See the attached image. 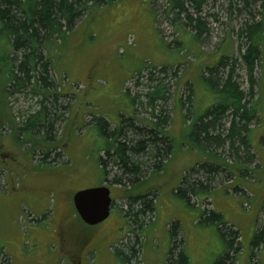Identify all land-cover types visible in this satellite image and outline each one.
<instances>
[{
	"label": "rangeland",
	"instance_id": "374dc122",
	"mask_svg": "<svg viewBox=\"0 0 264 264\" xmlns=\"http://www.w3.org/2000/svg\"><path fill=\"white\" fill-rule=\"evenodd\" d=\"M128 1L87 10L76 28L65 34L64 42L53 43V95L63 99V104H57L60 109L66 106L53 130L37 127L46 124L45 112L24 127L43 106H49L42 101L43 95L33 94L32 85L9 98L0 94V264L5 259L8 264H170L175 223L182 242L178 253L185 264H220L230 251L222 227L238 234V250L222 264H264V245H253L264 222V31L254 37L262 50L255 73L257 95L251 101L257 118L249 131L255 161L248 165V174L236 171L234 178L216 179L211 188L214 194L232 187L235 180L243 181L256 197L233 193L223 200L216 198V203L196 197L189 205L175 194L183 176L195 165H244L247 170V164L236 160L229 147L205 150L192 139V133L196 121L222 102V94L204 79L206 70L227 57L240 59L238 46L244 49L247 44L239 42L238 33L246 21L264 28L263 2L253 4L252 16L237 3L242 12L235 10L229 16L228 0L212 1L203 14L210 32L201 41L184 21L174 27V16L165 13L166 0H142V8L120 5ZM159 31L166 49L159 42ZM5 43L0 39V56ZM48 46L43 50L45 56H49ZM3 63L0 59V84L8 69ZM156 63L172 69L161 75V68L154 69ZM241 74L242 88L247 90ZM158 80L170 86L169 122L162 130L173 142L172 155L161 171L149 167L139 182L115 185L113 175L107 177L101 168L100 157L114 149L118 136L106 135L95 120L106 119L112 130L120 126L122 117L137 118V125L153 127L156 121L143 95ZM188 87L192 89L190 108H183L181 99ZM135 97L139 99L136 104ZM49 152L50 159L55 152L61 154L56 163L41 159ZM108 168L117 172L111 164ZM258 181L262 187L255 191ZM98 186L111 189L114 203L108 219L90 226L77 213L73 199L77 192ZM237 187L243 189L238 184L233 190ZM153 193L155 213L138 233L139 255L129 262L121 248L130 245L136 233L124 211L130 198ZM214 209L222 215L220 226L202 222L204 210ZM174 260L172 264H183L182 259Z\"/></svg>",
	"mask_w": 264,
	"mask_h": 264
},
{
	"label": "trees",
	"instance_id": "16d2710c",
	"mask_svg": "<svg viewBox=\"0 0 264 264\" xmlns=\"http://www.w3.org/2000/svg\"><path fill=\"white\" fill-rule=\"evenodd\" d=\"M122 1L124 0H0V39L6 41L4 48L2 47L3 54H1L0 59L4 62V65L8 66L5 73V82L0 84V94L3 97L7 94L9 98L13 93H18L27 86L32 85L31 91L33 94L39 92L43 95L42 101H47L46 103L49 104V106H43L38 113L32 116L24 127L28 126L32 118L45 112L46 124L37 127L44 130H53L54 126L60 121L59 119L64 116L63 112L66 110V106L60 109L57 105L58 102L63 104L64 101L54 96L52 90L54 84L50 74V52L53 43L64 42L67 36L65 34L76 28L87 10L94 7H108ZM140 1L142 2V0ZM212 1L215 3L217 0H166L168 6L165 13L167 17L170 14L174 16L171 22L175 28L180 25L179 23L182 20L185 22V26L195 31V37L202 41L210 32L203 14L205 8ZM258 1L263 2L262 7L264 8V0H228L229 7L227 11L230 13L229 16L235 10L238 13L242 12L237 3L243 4V9L251 15L253 4ZM261 30L264 31V28L260 24L253 25L251 22L246 21L238 33L239 42L242 44L246 42L247 44L244 49L238 46L240 59L235 57L229 59L227 57L222 59L216 68L206 70L204 79L211 82L212 87L222 94V102L213 106L196 121L192 133V139L204 147L205 150L210 148L226 150L229 147V153L236 160H243L247 164V170L246 172L243 170L244 165L241 168H229V166L222 163L216 166H210L209 164L195 165L189 173L187 172L183 176L181 186L175 192L179 198L189 205H193L192 201L196 197L211 193V188L216 179L217 181L223 180V176L225 179H232L236 176V171L242 176L248 174V165H252L255 161V155L251 152L249 131L250 125L257 118L256 110L251 101L257 95L258 82L255 73L262 56L261 42L255 43L254 37L257 31L261 32ZM159 34L164 42V37L160 31ZM48 45H50L49 56H45L43 50H48ZM19 55H21V58H18ZM171 69L162 67L159 73L165 76L169 74ZM241 73H244L247 80V90L242 88L245 81ZM164 80H158L159 84L149 88L146 94L143 95L147 99L150 115L156 121L153 127L137 125L139 122L137 118L126 119L122 117L120 126L112 130L106 119L99 118L95 120L102 126V130L105 131L106 135L118 136L114 149L112 151L108 149L100 157L101 168L107 177L113 175L112 182L115 185L126 183L132 185L139 182L144 175V170L149 167L161 171L165 161L172 155L173 142L165 136V132L162 130L169 122L167 106L170 104L171 99L170 86ZM191 99L192 89L188 87L186 95L181 99L183 108L187 106L190 108ZM133 101L136 104L139 101L138 97L133 98ZM159 103L161 104L159 105ZM158 109L159 114H156ZM59 113L60 116H58ZM23 130L21 129V131ZM54 157V159H50L51 153L49 152L44 154L41 159L44 163L48 160L56 163L61 154L55 152ZM109 164L117 172L113 168L110 170L108 168ZM234 190L235 192L240 191L239 188ZM154 194L130 198L128 208L124 211L126 219L130 221L133 231L136 233L135 240L130 245L121 248L122 256H125L129 262H133L139 255L138 233L149 222L152 214L155 213ZM221 221V214L204 210L202 219L204 224L216 223L220 226ZM221 230L224 240L230 244V251L225 258L227 260L238 250L236 243L238 234L231 229L228 232L223 227ZM178 234L179 225L175 223L171 226L174 244L169 260L170 264L175 262V257L182 259L183 264L186 262L182 254L178 253L182 243L179 241ZM253 245L254 247L264 245V222L254 238ZM223 261H220V264ZM1 264H8V260H3Z\"/></svg>",
	"mask_w": 264,
	"mask_h": 264
},
{
	"label": "water",
	"instance_id": "95a60500",
	"mask_svg": "<svg viewBox=\"0 0 264 264\" xmlns=\"http://www.w3.org/2000/svg\"><path fill=\"white\" fill-rule=\"evenodd\" d=\"M73 202L82 220L94 226L109 218L113 201L110 188L101 186L77 192Z\"/></svg>",
	"mask_w": 264,
	"mask_h": 264
},
{
	"label": "crops",
	"instance_id": "0c3cea01",
	"mask_svg": "<svg viewBox=\"0 0 264 264\" xmlns=\"http://www.w3.org/2000/svg\"><path fill=\"white\" fill-rule=\"evenodd\" d=\"M123 4H130V5H138V7L139 8H142V2L140 1V0H138V1H136V0H130V1H128V2H123V3H121L120 5L122 6ZM154 29H155V26H154ZM158 36H159V42L161 43V44H163L164 45V47H165V49H166V46H165V43L162 41V39H161V37H160V35L158 34ZM125 41V40H124ZM157 64V67H162V65H159V63H156ZM262 178V177H261ZM243 181H240V182H238V181H234L233 183H232V187H225L224 188V190L223 191H219V192H216V190H215V193L213 194V191H211L212 193H209V194H207L206 196H201L200 198H201V200H210V201H213V202H215L216 203V201H217V199L216 198H219V199H221V200H223L225 197H227V196H231L233 193H236V194H238L239 195V193L241 192V194L242 195H245V196H247V197H249L248 196V193H250V191L249 190H251V189H249V187L248 186H246L245 185V183H242ZM238 184H242V186H243V189L241 190L240 189V191L239 192H235V190H233V187H235V186H237ZM259 185H261L260 186V189H261V187H262V182H259L258 181V185L256 186V188H255V191H257L258 190V188H259ZM238 188V187H237ZM248 188V189H247ZM252 191V190H251ZM256 195L257 194H255V193H250V196L252 197V198H255L256 197ZM209 197V198H206V197Z\"/></svg>",
	"mask_w": 264,
	"mask_h": 264
},
{
	"label": "flooded vegetation",
	"instance_id": "af4514ba",
	"mask_svg": "<svg viewBox=\"0 0 264 264\" xmlns=\"http://www.w3.org/2000/svg\"><path fill=\"white\" fill-rule=\"evenodd\" d=\"M73 224H71V226H72ZM70 228V227H69ZM75 229V228H74ZM71 232H73V231H71ZM73 234V233H72ZM78 234V233H77ZM68 235V234H67ZM76 236V234L75 235H73V237H75ZM79 237V234L76 236V238H78ZM71 240V239H70ZM71 244L70 245H75V241H71L70 242ZM77 243V242H76Z\"/></svg>",
	"mask_w": 264,
	"mask_h": 264
}]
</instances>
